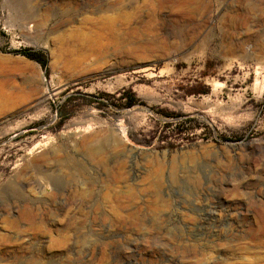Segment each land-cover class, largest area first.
I'll return each mask as SVG.
<instances>
[{"label":"rangeland","instance_id":"obj_1","mask_svg":"<svg viewBox=\"0 0 264 264\" xmlns=\"http://www.w3.org/2000/svg\"><path fill=\"white\" fill-rule=\"evenodd\" d=\"M10 1L0 264H264V0Z\"/></svg>","mask_w":264,"mask_h":264},{"label":"bare ground","instance_id":"obj_2","mask_svg":"<svg viewBox=\"0 0 264 264\" xmlns=\"http://www.w3.org/2000/svg\"><path fill=\"white\" fill-rule=\"evenodd\" d=\"M116 1V0H115ZM13 5V9L14 11H17L20 16V23L21 26L23 28H27V26L29 24H31V21L33 19V14H34V11L32 9V7L30 6V3L32 2V0H11L10 1ZM117 2V1H116ZM171 2V1H170ZM112 4V3H111ZM118 6V5H117ZM127 21V20H126ZM113 29V28H112ZM115 37H118V36H115ZM114 41V40H113ZM152 48H154V46H152ZM66 54V53H65ZM4 98L5 100V96L2 94L0 95V105H1V100ZM8 100H5L6 103L4 104H8L7 103ZM4 102V101H3ZM10 103V102H9ZM3 104V105H4ZM4 107V106H3ZM2 107V108H3ZM6 108V107H4ZM264 211V210H263ZM251 227V226H250ZM253 227V226H252ZM205 228V227H204ZM264 228V227H263ZM254 229V228H253ZM257 231V230H256ZM255 232V231H254ZM264 233V232H263ZM262 233V234H263ZM247 259V258H246ZM255 264V263H254Z\"/></svg>","mask_w":264,"mask_h":264},{"label":"trees","instance_id":"obj_3","mask_svg":"<svg viewBox=\"0 0 264 264\" xmlns=\"http://www.w3.org/2000/svg\"><path fill=\"white\" fill-rule=\"evenodd\" d=\"M14 54L22 55V56H24L30 60H34V61L38 62L39 64H41L44 69L47 68V60L44 58V56L42 54L35 53V52L29 51V50L14 52ZM128 105L130 106L131 103H129Z\"/></svg>","mask_w":264,"mask_h":264}]
</instances>
